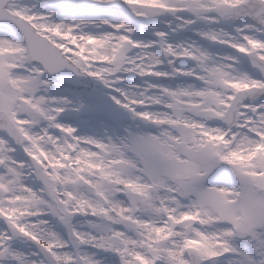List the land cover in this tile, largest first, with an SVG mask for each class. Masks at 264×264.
Wrapping results in <instances>:
<instances>
[{
  "label": "snow or ice",
  "instance_id": "6c2138e0",
  "mask_svg": "<svg viewBox=\"0 0 264 264\" xmlns=\"http://www.w3.org/2000/svg\"><path fill=\"white\" fill-rule=\"evenodd\" d=\"M160 2L0 0V264H264V0ZM58 81L127 120L81 134Z\"/></svg>",
  "mask_w": 264,
  "mask_h": 264
},
{
  "label": "rangeland",
  "instance_id": "374dc122",
  "mask_svg": "<svg viewBox=\"0 0 264 264\" xmlns=\"http://www.w3.org/2000/svg\"><path fill=\"white\" fill-rule=\"evenodd\" d=\"M81 2H85V0H81ZM3 30L0 29V32ZM179 36L182 38H190L195 37L197 34H195L192 31H184L179 32ZM137 38V36H136ZM147 38L151 39L150 36H147ZM208 44V42H207ZM210 48H213V52H221L222 54L231 52L232 50L227 49L224 50L221 46H214V45H208ZM243 65V63H242ZM246 70V69H245ZM161 71H168L166 69V64L161 67ZM139 78L131 79L129 80L130 83H136L139 82ZM140 83H142L140 81ZM59 88L61 94L68 95L69 99L73 102L74 105H83V108L81 110V113L77 117L76 121L72 122V125L74 127H81L84 128V130H81V134L84 135H91L94 134L92 129H96V133L98 135H103L105 128L111 123L113 118H120L127 120L126 115L118 109L115 105L111 103V101L107 98V95H111L107 92V90H103L102 86H97L94 84H91V87L87 90L83 88L75 89L72 87V83H63L58 81ZM54 91H57V89H54ZM107 93V95H105ZM84 119V124L79 123V119ZM44 219L49 220V226L51 227V230L56 232L60 239L63 240L61 237V234L58 232V226L61 223H58L51 217H44ZM72 228L78 230V231H85V232H91V231H98L102 228L101 220L97 217L92 216H84V215H77L72 218ZM21 244L24 245L23 248H21V251H32L35 252V250L32 249V247L29 248V244H27L26 241H21ZM65 251H74V249H65ZM89 251H92L90 249ZM101 258H106L109 253H99ZM100 258V259H101ZM116 264H119V258L116 257Z\"/></svg>",
  "mask_w": 264,
  "mask_h": 264
},
{
  "label": "bare ground",
  "instance_id": "6f19581e",
  "mask_svg": "<svg viewBox=\"0 0 264 264\" xmlns=\"http://www.w3.org/2000/svg\"><path fill=\"white\" fill-rule=\"evenodd\" d=\"M170 19H171L170 17H159L155 21H152L151 23L154 26H156L157 28H164V27H166L165 21L166 20H170ZM192 32H194L196 34L195 31H192ZM135 35L137 36L138 39H141V40H143L145 42H147L148 40L154 39V37L152 36L150 30L145 31V32H137ZM147 36H150L151 39L147 38ZM171 39H172L173 42H177V43L196 41V42H198L200 44H204L205 46L209 47L207 42L201 40V38L198 35L196 36V38L195 37L194 38L193 37L182 38V37L179 36V32H177V33L171 34ZM210 49L213 51V48H210ZM223 49L227 50L225 48H223ZM136 83H140V81L136 82ZM84 122H85L84 119H82V118L79 119V123L81 125L84 124ZM78 130L81 131V130H84V128L78 127ZM95 251H96L95 249H92V252H95ZM96 258L100 259L101 256L97 253Z\"/></svg>",
  "mask_w": 264,
  "mask_h": 264
},
{
  "label": "clouds",
  "instance_id": "9594fccd",
  "mask_svg": "<svg viewBox=\"0 0 264 264\" xmlns=\"http://www.w3.org/2000/svg\"><path fill=\"white\" fill-rule=\"evenodd\" d=\"M140 3L148 6V7H152V8H157V7H162L163 4L160 2V0H139ZM113 211L116 212L117 216H120L121 218L124 219H131V217H123V212L124 211H128V209H120L118 206H114ZM93 213L94 214H102L107 216L108 214V209H104L101 206H97L95 208H93ZM35 239V237H33Z\"/></svg>",
  "mask_w": 264,
  "mask_h": 264
},
{
  "label": "water",
  "instance_id": "95a60500",
  "mask_svg": "<svg viewBox=\"0 0 264 264\" xmlns=\"http://www.w3.org/2000/svg\"><path fill=\"white\" fill-rule=\"evenodd\" d=\"M242 62H243V61H242ZM243 63H244V62H243ZM53 78H55V77H53ZM90 86H91V84H87V83H81V84H76V85H75L76 88L84 87L85 89H88ZM70 224H71V221H70ZM60 231H62L63 234L66 236V238L69 240V227L66 226V225H64V224H62V225L60 226ZM28 243L30 244L31 242H28ZM32 246H33V248H34L35 250H37V249L35 248L34 245H32Z\"/></svg>",
  "mask_w": 264,
  "mask_h": 264
}]
</instances>
